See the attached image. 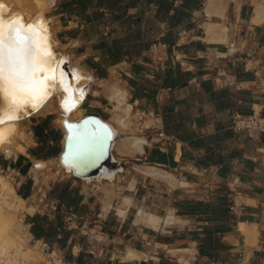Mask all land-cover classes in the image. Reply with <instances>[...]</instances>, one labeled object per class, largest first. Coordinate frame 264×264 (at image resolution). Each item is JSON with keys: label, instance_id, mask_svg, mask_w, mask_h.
I'll use <instances>...</instances> for the list:
<instances>
[{"label": "crops", "instance_id": "crops-1", "mask_svg": "<svg viewBox=\"0 0 264 264\" xmlns=\"http://www.w3.org/2000/svg\"><path fill=\"white\" fill-rule=\"evenodd\" d=\"M206 1L35 5L45 9L59 51L94 81L114 80L129 93L131 112L158 137L147 164L175 178L169 183L136 172L125 187L131 198L120 196L110 211L102 188L61 176L56 162L63 132L50 116L40 118L31 129L34 145L9 158L0 155V174L34 210L22 219L28 246L50 263L264 264V132L250 136L231 128L235 116L264 120V21L251 24L250 0H229L225 20L206 16ZM210 23L226 28L223 41L220 30L203 31ZM34 163L46 166L34 172ZM132 200L134 212L128 210ZM137 208L160 218L156 229L136 222ZM167 217L174 224H165ZM242 226H256V236L248 237ZM172 247L183 253L171 256ZM128 250L142 257L124 260Z\"/></svg>", "mask_w": 264, "mask_h": 264}, {"label": "bare ground", "instance_id": "bare-ground-1", "mask_svg": "<svg viewBox=\"0 0 264 264\" xmlns=\"http://www.w3.org/2000/svg\"><path fill=\"white\" fill-rule=\"evenodd\" d=\"M27 1L28 0L24 2ZM228 1L229 0H207L203 12L208 17L214 14L221 17L222 20H225L227 19L225 17V14ZM53 2L54 0H47V5L45 7L52 6ZM36 4L37 6L39 5L38 0H36V2H34L32 5H24L23 1L21 0H0V5H2V7H0V20H2L5 25H8L14 20H21L24 25L37 24V26L40 27L41 42L51 51L50 56L42 57V59L47 67L56 69V79L48 80V98L46 100H43L42 102H38V106L35 109H33L31 103H29L19 108L18 110L13 111L9 109L7 102L3 99L2 96H0V113L11 111V113L17 117L14 120L7 121L4 124H0V131L3 132V138L0 139V155L4 156L5 158L14 156L18 152H23L25 147L27 146L26 139H18L19 137H17L16 135L19 125L29 120L30 118H43L51 115L58 116L57 124L63 132V138L61 141L63 150L64 137L67 135V132L64 129V123L73 124L76 123V121L83 119L84 117L74 120L83 112L81 107H76L71 111H66L62 106V102L68 97L69 94L63 91V88L60 84V71L63 70L65 66L67 67L66 72H70L71 74L72 89L74 90L75 95L78 96L80 90H83L85 101H87V96L91 92V85L94 82V79L89 74L84 73L80 69V67H77L76 64L72 62V58L70 55L59 51V49L57 48V41L54 38L55 36L53 30L51 31L50 28L47 27L43 19L46 11L43 8H36ZM263 15L264 7L256 4L252 10L251 24L260 25L264 21ZM41 21L42 26L39 23ZM203 29V31H205V33L209 36L215 34L218 30H220V33L222 34V41L225 39L226 28L224 26L216 24L214 25L210 23L204 24ZM5 35H7V31H5ZM44 74L45 73H38L37 75L43 76ZM73 74L75 76H78L79 79H74ZM65 79L68 80L67 75ZM91 95L93 97H96L98 94L97 92H92ZM112 98L116 102V104L112 106V111L119 116V127L125 129L127 128L125 119L131 112V107H127L124 105L126 94L118 90H113ZM95 117H97L103 124L106 125L110 136L115 138V140L110 144L109 147V153L113 162L119 163V159L121 160L125 158L127 152L132 153H130L132 159L138 157L140 158V156L144 154L145 148L149 146L150 140L137 136L132 137L126 141H122L119 139L118 129L117 127H114L112 125L113 123L103 120L98 116ZM145 126L147 128L148 125L145 124ZM123 151L124 154L122 155ZM56 163L58 164L59 168L63 169L65 174H73V169L63 166V164L59 162V157ZM37 165H40V167H37ZM45 166L46 164L44 163H34L33 171H38ZM133 169L144 176L163 180L169 183H175V178L173 177L174 175H172L171 172L165 171L164 169L155 165H134ZM121 171V165L117 168L116 171H108L105 169L95 179L82 180V182H86L88 183V185L89 183L93 182L95 189L100 190L104 182L112 183ZM1 179L2 178L0 177V182ZM130 188H133V185H130ZM6 191V193L12 197L13 201L8 202V200L4 198L5 196L0 195V197L2 196L0 198V264H56V261H51L50 263L43 255L37 252V248L33 249L28 246L30 236L27 234L26 230L21 224V216L24 213H32V209L28 207V203L26 201H23L15 195V192L11 187H8ZM123 201L125 205H129L130 203V200L125 197L123 198ZM117 213L119 216H124L125 214V212L120 209L117 211ZM156 217L151 214H147L141 208H137V210L135 211L136 222L142 223L144 226L151 227V229L155 228V226L161 221H159L160 218L158 219ZM174 221L175 219L173 217H167L164 222L165 224L171 225L172 223L174 224ZM242 227L243 232L248 237L253 238L256 236V226ZM180 252L182 251L169 250V254L173 257H178V253ZM141 257L142 255H138L137 253L128 250L124 256V260H138ZM51 260L55 259L51 258Z\"/></svg>", "mask_w": 264, "mask_h": 264}, {"label": "snow or ice", "instance_id": "snow-or-ice-1", "mask_svg": "<svg viewBox=\"0 0 264 264\" xmlns=\"http://www.w3.org/2000/svg\"><path fill=\"white\" fill-rule=\"evenodd\" d=\"M2 7V5H0ZM42 26V21L39 22ZM7 31V35H5ZM51 55L48 47L41 42V30L37 24L24 25L21 20H14L5 25L0 20V96L7 102L9 109L18 110L31 103L33 109L48 98V80L56 79V69L45 65L42 57ZM38 73H45L38 76ZM66 73L60 71V84L68 97L62 102L66 111H71L83 99V90L76 96L70 80H66ZM74 79H79L73 74ZM11 111L0 113V124L16 119ZM85 131L75 138V148L64 157L65 163L72 160L83 159L95 147L99 138V130L87 128L89 121H83ZM92 123H98L92 121ZM71 130L78 125L68 124ZM101 127H104L101 125ZM3 132L0 131V139ZM40 167V165H37Z\"/></svg>", "mask_w": 264, "mask_h": 264}, {"label": "rangeland", "instance_id": "rangeland-1", "mask_svg": "<svg viewBox=\"0 0 264 264\" xmlns=\"http://www.w3.org/2000/svg\"><path fill=\"white\" fill-rule=\"evenodd\" d=\"M250 2L252 4V8H254V6L256 4H259V5L264 7V0H250ZM263 20H264V15H263ZM93 83L91 85V92L89 93L90 95L88 94L87 101L81 107L83 112L78 117H76L74 120H76L78 118L85 117V116H89V115L98 116L103 120L110 121V123H113L112 125L114 127H117L118 137L122 141H126L132 137H137V136L143 137L147 140H150L149 146L145 148L144 154L141 155L142 157L140 156V158L138 157V158L132 159L131 158L132 153L127 152L125 158H123L121 160L119 159V163L121 161V167H122L123 172L121 171L118 174L119 175L118 180L115 182H112V183L104 182V184L101 186V188L103 189L104 196L106 198H109V199L111 198V200L108 199L109 202H107V207L109 208L110 211H112V210H115L116 204L119 201L120 196L121 197L126 196V197L131 198L128 195V193H126L125 187L128 184V181L130 180V178H132V179L134 178L133 174H137L136 173L137 171L135 169H133L135 171H129V169H128L130 166L129 163H132L134 165H139V166L140 165H147V157H146L147 151L149 149H151L155 143L158 142L157 141L158 137L156 136V133H153L154 130L152 129L153 128L152 125L150 124V125H148V128H146L143 120H140L139 117H137L134 112H130L129 115L127 116V118L125 119V122L127 123V125H126L127 128H125L126 131H125V129L119 127V125H118L119 116L116 115L112 111L111 104L109 103V101H111L113 103V105L116 104L115 100L112 98L113 90H115L114 86H118L119 88H121L122 90H124L127 93L124 105L128 107V104H131V101L129 98V93L125 89L122 88V86L119 82H115L114 80H108V81H101V82L100 81H97V82L94 81ZM92 92H97L98 95L96 97H93L91 95ZM110 93H111V95H110ZM108 99H109V101H108ZM49 118H51L54 121V124H56L58 126V124H57L58 116L57 115H51ZM38 120H40V118H30L29 120H27V121L23 122L21 125H19L17 128V134L16 135H17V137H19L18 139H20V138H22L23 140L26 139V145L27 146H32L35 143V139L31 134V129L33 128V125ZM123 154H124V151L122 152V155ZM61 176L67 177L69 175H66L63 172L61 174ZM0 177L2 178L1 182H0V195L5 196L4 198H6V200H8V202H12L13 199L10 195H8L6 193L7 192L6 190L8 189V187H11L13 189V181H10L8 178L3 177V175L1 176V174H0ZM33 178H34V181L37 183L38 180H36L34 176H33ZM171 183H173V182H171ZM173 186H176V184H173ZM101 188H100V190H102ZM52 190H54V187L52 188ZM100 190H98V192ZM35 191H36V189H34V193H35ZM54 192L55 191H53V193ZM91 193L94 196L93 197L94 201L98 202L99 204L104 203V201H102V199L98 196L97 193H95L94 191H91ZM43 194H44V196L41 199L42 202L45 201V198H46L45 192H43ZM49 194H52V191ZM52 195H54V194H52ZM134 207H135V202H133V200H132V205L130 207H128V210L134 212ZM33 211L34 210H32V213H33ZM32 213H29V214H32ZM170 214L173 215L172 212H170ZM22 219H23V215L21 216V224H22ZM172 249L182 251L178 247L169 248V250H172ZM169 250H168V252H169ZM182 253H183V251L178 253V255H181ZM185 257L192 258L190 256H185Z\"/></svg>", "mask_w": 264, "mask_h": 264}, {"label": "water", "instance_id": "water-1", "mask_svg": "<svg viewBox=\"0 0 264 264\" xmlns=\"http://www.w3.org/2000/svg\"><path fill=\"white\" fill-rule=\"evenodd\" d=\"M67 67L63 68V71L67 75V79L72 81V77L70 72H66ZM84 93V92H83ZM85 95H83V99H80L77 105L74 107H82L84 105ZM89 121L87 128L93 130H99V138L96 141V145L94 149L87 154L83 159L72 160L69 156V162L66 164L64 157L69 155L70 148H75V138L78 134L85 131V125L83 121ZM92 121L98 123H92ZM68 123H64V129L67 132V135L64 137L63 142V150L59 156V162L63 164L65 167H69L73 169L72 177L77 180H93L98 177L103 170L108 171H116L117 168L121 165V163L113 162L111 155L109 153L110 144L115 140L114 137L110 136L106 125L103 124L97 117L95 116H86L81 120L76 121L72 125H78V128L69 129L67 127ZM104 126V127H101Z\"/></svg>", "mask_w": 264, "mask_h": 264}, {"label": "built area", "instance_id": "built-area-1", "mask_svg": "<svg viewBox=\"0 0 264 264\" xmlns=\"http://www.w3.org/2000/svg\"><path fill=\"white\" fill-rule=\"evenodd\" d=\"M231 128L234 132H245L252 136L258 132H264V120L253 115L248 117L235 116Z\"/></svg>", "mask_w": 264, "mask_h": 264}, {"label": "trees", "instance_id": "trees-1", "mask_svg": "<svg viewBox=\"0 0 264 264\" xmlns=\"http://www.w3.org/2000/svg\"><path fill=\"white\" fill-rule=\"evenodd\" d=\"M66 194H67V192L63 191L61 196L66 199V196H67Z\"/></svg>", "mask_w": 264, "mask_h": 264}]
</instances>
